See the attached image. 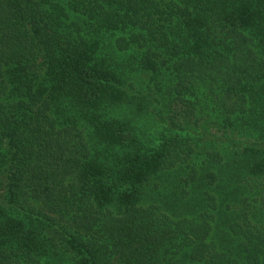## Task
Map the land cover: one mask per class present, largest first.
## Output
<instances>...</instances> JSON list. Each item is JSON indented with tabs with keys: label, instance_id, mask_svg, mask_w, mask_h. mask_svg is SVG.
Wrapping results in <instances>:
<instances>
[{
	"label": "trees",
	"instance_id": "16d2710c",
	"mask_svg": "<svg viewBox=\"0 0 264 264\" xmlns=\"http://www.w3.org/2000/svg\"><path fill=\"white\" fill-rule=\"evenodd\" d=\"M0 264H264V0H0Z\"/></svg>",
	"mask_w": 264,
	"mask_h": 264
}]
</instances>
